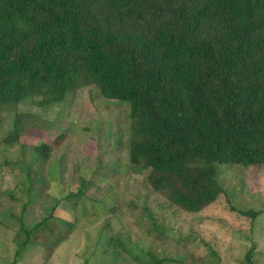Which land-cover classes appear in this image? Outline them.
<instances>
[{
    "label": "trees",
    "instance_id": "obj_1",
    "mask_svg": "<svg viewBox=\"0 0 264 264\" xmlns=\"http://www.w3.org/2000/svg\"><path fill=\"white\" fill-rule=\"evenodd\" d=\"M86 88L128 104L127 141L119 150L127 155L117 159L152 195L190 215L223 202L227 212L241 216L244 230L256 221L261 213L236 208L219 177L236 168L264 167V0H0V116H13L2 144L11 148L43 124L31 111L60 109ZM65 138L43 142L33 153L46 163ZM14 166L31 181L22 159ZM91 178L78 177L73 221L52 214L69 202L62 192L70 183L60 181L50 214L31 228L25 225L29 202L22 205L10 264L40 236H48L39 243L48 260L77 224L95 220V213L87 217L86 203L97 205L106 218L116 217L115 203L85 197ZM31 189L28 185V195ZM145 209L140 217L156 234ZM98 238L102 253L132 254L114 239ZM251 240L238 264H253L260 254ZM205 247L210 264H221L215 250ZM129 260L183 264L143 251Z\"/></svg>",
    "mask_w": 264,
    "mask_h": 264
},
{
    "label": "rangeland",
    "instance_id": "obj_2",
    "mask_svg": "<svg viewBox=\"0 0 264 264\" xmlns=\"http://www.w3.org/2000/svg\"><path fill=\"white\" fill-rule=\"evenodd\" d=\"M19 111L25 110L20 108ZM31 112L42 117L43 124L29 129L20 143L11 148L5 147L2 140L11 130L13 116H0V264L14 261L16 246L12 239L19 225L22 205L29 202L25 225L31 228L50 214L55 203L53 198L61 188L60 181L71 184L62 192V196L68 194L69 202L61 203L52 214L68 222L75 219L78 177L86 180L92 177L85 197L97 201L105 199L103 202L107 206L115 203L118 205L116 217L106 218L104 213L96 212L100 210L97 205L86 203L87 217L95 213V220L77 224L70 239L49 254L48 260L44 258L46 250L39 244L48 236H40L37 243L21 253L17 264H82L84 259L90 264H134L129 259L141 251L157 259L178 260L183 264L190 261L210 264L212 259L205 244L219 255L221 264H238L248 251L251 239L260 253L253 258V264H264V167L262 171L236 168L240 170H228L219 177L236 208L261 213L253 224L249 221V229L244 230L241 216L227 212L223 202H216L202 214H186L152 195L141 186V178L131 176L125 161L117 159L127 155L125 150L119 152L122 142L127 141L124 135L130 122L127 103L105 100L94 88H86L69 98L60 109ZM61 134L66 136L62 147L43 163L33 153V148ZM21 159L29 167L31 181L24 171L14 166ZM3 162L9 163L8 167L3 166ZM95 171L97 173L92 175ZM28 185L32 188L30 195L26 191ZM145 208L155 220L156 234L149 233L154 228L140 217V209ZM99 235L128 246L133 256L102 253L103 248L97 242ZM178 238H190L191 242L182 246L177 243Z\"/></svg>",
    "mask_w": 264,
    "mask_h": 264
}]
</instances>
